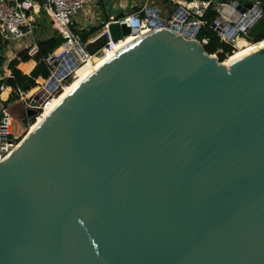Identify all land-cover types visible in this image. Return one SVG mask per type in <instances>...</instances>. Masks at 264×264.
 Returning a JSON list of instances; mask_svg holds the SVG:
<instances>
[{"label":"water","instance_id":"95a60500","mask_svg":"<svg viewBox=\"0 0 264 264\" xmlns=\"http://www.w3.org/2000/svg\"><path fill=\"white\" fill-rule=\"evenodd\" d=\"M234 5L263 36L264 5ZM180 25L115 51L0 163V264H264V47L226 65Z\"/></svg>","mask_w":264,"mask_h":264},{"label":"built area","instance_id":"2783aa9c","mask_svg":"<svg viewBox=\"0 0 264 264\" xmlns=\"http://www.w3.org/2000/svg\"><path fill=\"white\" fill-rule=\"evenodd\" d=\"M166 1L175 4L178 0ZM96 2L97 0H0V37L4 42L29 39L30 45L27 47H29L28 55L31 60H34L39 53L36 36L40 31L39 24L43 15L63 40L60 46L43 59L50 76L47 79L39 78L36 80V87L29 92L20 89L12 90L8 100L4 101L6 106L0 110V163L7 160L20 146L25 138L27 128L31 129L29 124L25 125L23 123L26 126L25 129L18 134L13 132L12 127L15 121L9 108L16 101L11 102V96L17 98L25 106L22 122L26 118L29 109L36 111L41 109L43 113L46 105L62 92L68 79L71 77L74 79L75 64L77 66L85 65L94 57L103 56L106 50L112 51L113 45L123 41L126 42L129 37L138 38L149 31L168 29V26H174L177 19H180L181 24L178 33L185 39L200 42L205 48L210 44V41L207 38L200 37V32L208 24L206 17L209 12L218 14L210 28L217 33L222 43L233 47V54L237 50L239 40L248 39L247 30L258 22L261 14L260 11H257L255 17L249 20V12L241 14L235 8V3L217 2L216 0L209 2L191 0L184 2V6L176 3L179 6L176 13L171 20H165L162 18V12L159 8L158 12L148 13V8L154 6L145 5L139 12L125 15L104 24L101 31L89 39L88 42H84L78 33L76 19L87 5L92 6ZM261 5L260 2L254 3L256 8ZM157 13L160 14V17H157ZM92 15H95V12ZM158 19L165 23H158ZM111 24L125 25L131 30V34L115 43L109 31ZM102 32H106L109 36L108 43L98 53L92 55L87 47ZM214 56L217 57V54H214ZM17 60L21 62V58L18 57ZM60 68L66 74L60 72ZM58 72L60 75H58ZM53 79L57 81L58 86L52 92H49L47 87ZM1 88V91L5 92L8 87ZM42 90H45L49 97L42 105L35 107L32 103ZM42 113H38L35 122Z\"/></svg>","mask_w":264,"mask_h":264},{"label":"trees","instance_id":"16d2710c","mask_svg":"<svg viewBox=\"0 0 264 264\" xmlns=\"http://www.w3.org/2000/svg\"><path fill=\"white\" fill-rule=\"evenodd\" d=\"M97 1L101 8L100 10L104 12L105 0H97ZM203 1L209 2L212 0H203ZM140 10L141 9L135 8V12H139ZM217 16L218 14L216 12H209L208 16L206 17V21L208 22V24L205 28L201 30L200 37L207 38L210 41V44L205 47L206 53L209 55L217 54L219 62L223 63L227 59V55H230L228 59L232 56L233 47L231 45L222 43L217 33H215L210 28L211 24L215 21ZM46 20H47L46 17L43 15L39 24L40 31L42 30L41 28L43 27V21ZM108 22H109V17L103 13L102 23H100L96 27L91 26L88 28V30H84L78 33L84 42H88L89 39H91L99 31H101L104 24ZM62 41H63L62 38L58 35L55 29H54V33H50L48 28L44 31V33L42 32L38 33L36 43L38 45L39 53L34 59V61H36L37 63V66L34 69V71L31 73L30 76H27L18 69V66L21 63H28L29 61H31V58L28 55L29 47H25L24 50L18 53V56L16 58H14L8 63V70L11 71V76L6 77L2 81H0V87H8L14 91L19 89L24 92L31 91L33 88L36 87V80H38L39 78L47 79L50 76V73L44 64L43 59L54 49L60 46L62 44ZM249 41L259 44L264 41V35L253 40L249 39ZM9 43H10L9 41L4 42L3 39L0 37V69L4 66L5 63H7L6 53L8 52ZM18 57L21 58V62L17 60ZM79 74L80 71L74 75L75 76L74 80L64 88L71 86V84L78 78L77 76ZM62 94L63 92L57 97V99H59V97ZM0 95H1V90H0ZM17 100L18 99L15 97L11 98V102Z\"/></svg>","mask_w":264,"mask_h":264},{"label":"rangeland","instance_id":"374dc122","mask_svg":"<svg viewBox=\"0 0 264 264\" xmlns=\"http://www.w3.org/2000/svg\"><path fill=\"white\" fill-rule=\"evenodd\" d=\"M125 2H127L128 4L126 5L127 8L125 9L126 10V13H130L131 12V7L133 5V3L136 1V0H124ZM154 1V4L152 3H149V6H157L161 12H162V18L165 19V20H171L172 16H174V14L176 13L177 9L179 8L178 5L174 4V3H168L166 0H152ZM188 1H191V0H188ZM217 1V0H216ZM141 2H144V0H141ZM140 2V3H141ZM219 2V1H217ZM147 3V2H146ZM165 5H167V7H165ZM124 6V8L126 7ZM184 6V4H183ZM123 7V6H122ZM144 7V4L142 5V8ZM107 9L108 11L107 12H110L112 14H115V12L113 11V9L111 8V4L109 3V5L107 6ZM96 13L97 11L92 8L91 5H87L85 7V9L80 12L79 16L77 17V21L81 20L82 18H86V20H90L94 23H97L98 20H97V17L96 15H92L93 13ZM98 24V23H97ZM49 29V32L50 33H54V29L51 27L50 23L46 20V21H43V27L41 28L42 30L40 32L44 33V31L46 29ZM84 28V27H83ZM39 32V33H40ZM37 37V36H36ZM245 41H247L248 43H254L252 41H249V39H245ZM9 47H8V52L6 53V60H7V63L4 64V66L0 69V78H6L8 75H9V70H8V63L13 60L15 58L16 55H18V53L20 52V50L24 49L26 46H29L30 45V41L29 39H24V40H20V41H9ZM106 55V54H105ZM229 57V56H228ZM228 57L227 59L224 61L226 63V61H228ZM223 62V63H224ZM86 69V67H84L82 70H80V74L77 76L79 77L83 72L84 70ZM74 79L71 77L68 79V81L65 83V86H67L68 84H70ZM1 81V79H0ZM0 90H2V88L0 87ZM8 91V90H6ZM5 91V92H6ZM63 92V90H62ZM61 92V93H62ZM4 92L1 91V95L0 97L2 96ZM60 93V94H61ZM64 93V92H63ZM59 94V95H60ZM58 95V96H59ZM57 96V97H58ZM57 97L55 98V100L57 99ZM12 98V96L10 97V99ZM54 100V101H55ZM52 101V102H54ZM4 102V101H3ZM6 106L5 102L3 103V106L1 107L4 108ZM0 109V110H1ZM25 109V106L24 104L17 100L15 103H12L10 105V108L9 110L11 111L12 115H13V118H14V121L15 123L13 124V127H12V130L15 134H18L19 132H21L23 129L26 128V126L23 124L22 122V112L23 110ZM30 131V128L28 127L27 128V131L25 132V137L27 136V134L29 133Z\"/></svg>","mask_w":264,"mask_h":264},{"label":"bare ground","instance_id":"6f19581e","mask_svg":"<svg viewBox=\"0 0 264 264\" xmlns=\"http://www.w3.org/2000/svg\"><path fill=\"white\" fill-rule=\"evenodd\" d=\"M180 4L183 5L184 2H180ZM177 21H180V19H178ZM135 39H137V38L136 37H129L126 42L123 41V42H119L118 44L113 45L112 46V49H113L112 51L111 50H106V52H104L103 56L94 57L89 63H87L85 65L78 66L76 68V71H75L74 75L77 72H79L80 70H82L84 67H86V69L71 84V86L63 89L64 93L59 97V99L55 100V98L58 96L57 95L53 100H51L46 105L44 112L39 116V119L35 122V124L31 126L30 131L34 130V128L37 126V124L40 123L61 102V100H63L70 92H72L79 84H81L96 68H98L100 65L105 63L111 57H113V56L115 57V55H116L115 51H117L118 49L122 48L123 46H125L126 44H128L129 42H131V41H133ZM263 47H264V41L259 43V44H256V43H253V44L251 43L250 44V43H248L245 40H239L236 52L232 54V56L228 59V61H226L225 64L226 65H230L233 62H235V61H237V60H239V59H241V58H243V57H245V56H247V55H249V54H251V53H253V52H255V51L259 50V49H261V48H263ZM25 66H21V70L22 71H24ZM52 101H54V102H52Z\"/></svg>","mask_w":264,"mask_h":264},{"label":"crops","instance_id":"0c3cea01","mask_svg":"<svg viewBox=\"0 0 264 264\" xmlns=\"http://www.w3.org/2000/svg\"><path fill=\"white\" fill-rule=\"evenodd\" d=\"M188 0H178L176 3H180V2H186ZM203 1V0H201ZM217 1H221V2H227V3H247V2H251V3H255V2H260L262 5H264V0H217ZM141 0H136L132 7H131V12L130 13H126V8H127V2H125L124 0H105L104 2V12H102L100 9V6L98 4V1L92 5V8H94L97 12L95 13L96 17H97V20H98V24L97 23H94L90 20H86V18H82L81 20L77 21L76 23V26H77V30L78 32H81L84 31V30H88L89 27H96L98 26L100 23L103 22V13L109 17V22L112 21V20H115V19H118V18H121L125 15H128V14H131V13H135V8H138V9H142V5L144 4V6H149V3H152L154 4V1L152 0H144V2H141ZM147 2V3H146ZM109 3L111 4V8L113 9V11L115 12V14H112L110 12H107L108 9H107V6L109 5ZM175 3V4H176ZM176 4V5H177ZM123 6V7H122ZM124 6H126L124 8ZM165 7H167V5H165ZM160 8V7H159ZM84 27V28H83ZM27 47V46H26ZM25 49V48H24ZM22 49V50H24ZM19 49V51H22ZM18 55L15 56V58L17 57ZM29 64V65H28ZM26 65V66H25ZM21 66H25L24 68V71L21 70ZM37 66V63L36 61L34 60H31L29 61L28 63H21L19 66H18V69L20 71H22L25 75L27 76H30L31 73L34 71V69L36 68ZM11 76V71H9V75L7 77H10ZM1 81L4 79L0 78ZM8 91L4 92L2 94V96L0 97V109L1 107L3 106V101H6L8 100L11 92H12V89L11 88H7Z\"/></svg>","mask_w":264,"mask_h":264},{"label":"flooded vegetation","instance_id":"af4514ba","mask_svg":"<svg viewBox=\"0 0 264 264\" xmlns=\"http://www.w3.org/2000/svg\"><path fill=\"white\" fill-rule=\"evenodd\" d=\"M22 115H23V112H22Z\"/></svg>","mask_w":264,"mask_h":264}]
</instances>
